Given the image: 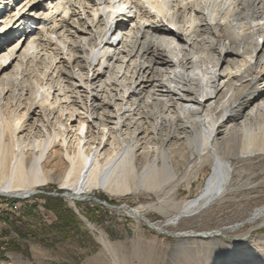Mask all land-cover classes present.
<instances>
[{
	"label": "bare ground",
	"instance_id": "obj_1",
	"mask_svg": "<svg viewBox=\"0 0 264 264\" xmlns=\"http://www.w3.org/2000/svg\"><path fill=\"white\" fill-rule=\"evenodd\" d=\"M19 1L0 15V82L20 86L0 84V196L30 199L56 182L74 207L99 201L91 195L98 191L155 194L158 211L173 214L161 225L143 216L152 206L118 210L180 242L226 238L217 249L233 256L246 239L236 226L163 227L227 194L231 157L264 155V0H216L204 10L195 0H0V10ZM15 32L24 37L13 39ZM250 37L262 43L233 67ZM196 44L202 49L184 53ZM216 57L224 76L204 72ZM205 164L213 172L204 191L175 203L172 192ZM258 220L264 206L243 225ZM100 241L117 256L119 247ZM121 263L129 264L112 261Z\"/></svg>",
	"mask_w": 264,
	"mask_h": 264
},
{
	"label": "rangeland",
	"instance_id": "obj_2",
	"mask_svg": "<svg viewBox=\"0 0 264 264\" xmlns=\"http://www.w3.org/2000/svg\"><path fill=\"white\" fill-rule=\"evenodd\" d=\"M19 3L22 1L17 2L15 6H6L4 3L0 15L4 11H17ZM23 32H15L12 38L18 37V40H21L24 37ZM258 38L250 37L241 44L240 51L244 49L246 53L230 59L233 67L244 59L253 58L255 49H252L251 45H260L261 41ZM200 47L196 44L193 49L183 48V51L193 53L201 50ZM181 48V45L176 43L172 49L179 60L182 58ZM59 65H57L58 69ZM63 65L66 66V64ZM220 67L216 57L208 59L203 69L209 74L216 73V76L226 75V65L221 69ZM76 74H79L78 70ZM26 79L32 83V76ZM2 83L12 87L14 85L19 91L20 86L9 83L6 78L4 82H0ZM8 88L5 87L4 99L11 94V91L7 92ZM25 94L26 92L24 96ZM230 161L234 166L227 194L200 214L181 220L178 225L163 228L169 233L186 231L202 233L236 226L240 229L234 235L246 239L238 242L241 246L233 256L226 248L217 249L220 246L218 244L225 242L226 238H197L180 242L172 235L161 234L149 228L144 222L137 224L125 212L118 210L123 206L131 208L141 205L152 206L150 210L144 211L143 216L150 222L161 225L172 218L173 214L166 216L158 211L160 200L155 194L142 193L121 197L98 191L92 192L91 195L99 201L88 199L77 202L74 207L64 196H59L64 195V190L56 182L39 189V193L30 199L0 196V213L3 214L0 217L8 221V227L3 229L7 244L5 251L0 253V259L3 260L6 253L12 252L17 254L23 264H112L113 259L122 262L124 257L129 264H139L141 261L144 264H264L263 220L243 225L256 209L264 206V155H255L248 159L233 156ZM191 165L193 164L189 166ZM205 165L196 166V172H198L181 182L175 192H172L175 203L194 199L204 191L213 172L212 164ZM51 197L63 201L64 211L73 212L78 218V226L69 230L64 229V224L62 225L57 212L48 210L46 207V199ZM6 203L10 205L9 211H5V208L1 206ZM14 206H19L18 210L10 211L15 208ZM89 224L94 229H91ZM101 236L114 247L120 248L117 256L113 258L103 249Z\"/></svg>",
	"mask_w": 264,
	"mask_h": 264
},
{
	"label": "trees",
	"instance_id": "obj_3",
	"mask_svg": "<svg viewBox=\"0 0 264 264\" xmlns=\"http://www.w3.org/2000/svg\"><path fill=\"white\" fill-rule=\"evenodd\" d=\"M46 207L48 210L56 211L59 216L62 225L64 224V229L69 230L73 227L78 226L79 221L78 218L72 213H67L64 211V203L60 199L57 198H47L46 199Z\"/></svg>",
	"mask_w": 264,
	"mask_h": 264
},
{
	"label": "built area",
	"instance_id": "obj_4",
	"mask_svg": "<svg viewBox=\"0 0 264 264\" xmlns=\"http://www.w3.org/2000/svg\"><path fill=\"white\" fill-rule=\"evenodd\" d=\"M2 207L5 208V211H9L10 209V205L9 204H1ZM15 208H13V210L10 211H14L15 209L18 210L19 206H14ZM3 214L0 213V216H2ZM8 227V221L6 219H4V217H0V253L5 251V247L7 244V238H5L4 235V230L5 228Z\"/></svg>",
	"mask_w": 264,
	"mask_h": 264
},
{
	"label": "crops",
	"instance_id": "obj_5",
	"mask_svg": "<svg viewBox=\"0 0 264 264\" xmlns=\"http://www.w3.org/2000/svg\"><path fill=\"white\" fill-rule=\"evenodd\" d=\"M13 254L14 256H11ZM3 260L0 259V264H23V261L15 253H6Z\"/></svg>",
	"mask_w": 264,
	"mask_h": 264
},
{
	"label": "water",
	"instance_id": "obj_6",
	"mask_svg": "<svg viewBox=\"0 0 264 264\" xmlns=\"http://www.w3.org/2000/svg\"><path fill=\"white\" fill-rule=\"evenodd\" d=\"M59 196H63V195H59ZM102 204H105V203H102Z\"/></svg>",
	"mask_w": 264,
	"mask_h": 264
}]
</instances>
